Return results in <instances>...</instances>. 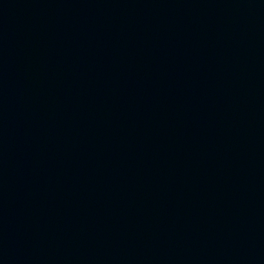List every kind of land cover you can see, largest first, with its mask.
Wrapping results in <instances>:
<instances>
[{
	"label": "water",
	"instance_id": "obj_1",
	"mask_svg": "<svg viewBox=\"0 0 264 264\" xmlns=\"http://www.w3.org/2000/svg\"><path fill=\"white\" fill-rule=\"evenodd\" d=\"M0 264H264V0H0Z\"/></svg>",
	"mask_w": 264,
	"mask_h": 264
}]
</instances>
